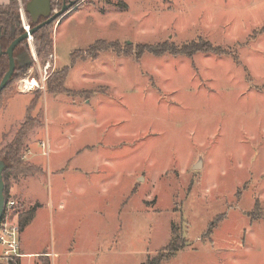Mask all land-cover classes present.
I'll list each match as a JSON object with an SVG mask.
<instances>
[{"label": "rangeland", "instance_id": "1", "mask_svg": "<svg viewBox=\"0 0 264 264\" xmlns=\"http://www.w3.org/2000/svg\"><path fill=\"white\" fill-rule=\"evenodd\" d=\"M51 25L49 50L25 41L30 64L0 93V150L32 99L23 162L36 131L50 137L34 144L42 176L4 183L6 215L18 221L22 190L64 213L89 204L67 264H144L173 230L182 248L160 264H264V99L250 95L264 90V0H78ZM28 75L38 87L19 92Z\"/></svg>", "mask_w": 264, "mask_h": 264}, {"label": "crops", "instance_id": "2", "mask_svg": "<svg viewBox=\"0 0 264 264\" xmlns=\"http://www.w3.org/2000/svg\"><path fill=\"white\" fill-rule=\"evenodd\" d=\"M9 3V0H0V5H6ZM23 5L20 2L21 6ZM262 76V77H261ZM258 76L261 84L264 85V75ZM262 78V79H261ZM251 91V101L252 97L256 98V96H260V98L264 99V90H260L258 94L256 92ZM257 99V98H256ZM250 101L247 102V107L249 106ZM26 112V110H25ZM37 131L34 133L32 141L28 142V146L26 148L27 153L25 158L32 165L36 166L39 171L33 175L27 176L23 179L24 184L32 182V179H35L39 176H42L44 173V169L41 163L38 162L39 156L44 155L47 151L42 150V154L39 152L37 148H35L34 144L36 143L38 146L40 145L41 149L47 148L49 150V135L46 134L45 141L37 140L38 135ZM254 134V133H253ZM252 134V135H253ZM251 135V136H252ZM41 142V143H40ZM78 153L80 151H77ZM69 163V162H68ZM67 163V164H68ZM63 169V168H61ZM56 170V171H60ZM21 205L19 210H26L34 205H36V210L34 212V216L32 220L22 229L20 230V253L21 257L19 258V264H28L34 261H37L38 264H41L42 260H46L49 264H67V256L69 253H75L80 249V245L83 243L84 238V229L85 223L84 219L86 216L90 214V205L86 204V202H74L73 206L70 208L71 202L68 204V209L64 213V209L62 204V200L52 199L47 203H41L38 200H35L34 197H27L25 192L22 190L19 193ZM58 200V201H57ZM26 204L28 208L23 205ZM83 216V218H78ZM55 218V228H57V233L61 234L60 240L58 243H51L49 248L43 247L42 245L45 240L46 232H48V228L51 229L53 225V219ZM90 218V217H89ZM75 219L82 220L80 225L77 227H73L71 224ZM101 222V221H100ZM72 230V231H71ZM71 231L69 235L67 232ZM59 238V235H58ZM46 248V249H45ZM63 255L65 257L64 261H58L59 257Z\"/></svg>", "mask_w": 264, "mask_h": 264}, {"label": "trees", "instance_id": "3", "mask_svg": "<svg viewBox=\"0 0 264 264\" xmlns=\"http://www.w3.org/2000/svg\"><path fill=\"white\" fill-rule=\"evenodd\" d=\"M27 1L28 0H23V2L25 3ZM71 1L77 2L78 0H71ZM61 2L62 0H60V3ZM51 6L52 8L56 6L53 0L51 2ZM27 18H28L30 26L31 27L35 26V24L31 22L28 14H27ZM43 20L44 18L41 17L39 19V22ZM17 21H18V1L17 0H9L8 4L0 5V26H1L0 47L2 50H5L7 46H9V44L12 42L14 36L11 35L10 30L12 26H15L16 28L15 32L17 31V27H16ZM261 31H264V28H262ZM51 33H52V25L50 23V24L44 25L43 27L38 29L33 34V38L35 39L36 46L37 48H39V50L40 49L47 50V48L50 47ZM106 46L107 44H105V47ZM108 47L109 46H107V48ZM201 49H206L208 51L212 50L211 47L206 45L203 48L202 46L201 48L196 47L193 49V51H197ZM90 50L91 49L89 48L87 52H90ZM96 50H99V48H96ZM214 51H217V50H214ZM174 52L175 53H185L187 51L181 50L179 52L177 51H174ZM7 69H8V56L6 54H1L0 55V81ZM17 71L18 70H16V72ZM64 76L65 74L57 78L58 81H60V83L63 81ZM49 85H51V82L49 83ZM59 85L60 86L57 88V92L61 91L62 85L61 84ZM34 100L33 99L30 100L28 107L26 108V112H25L26 113L25 121L22 123V125L18 129L14 138L0 150V160H2L5 163V168L2 172V179L5 184H6V181H8L10 178L17 180V178L21 176L23 177V176L33 175L39 171V169L36 166L29 164V163H24L21 158L22 152L25 148V141H26L27 135L33 128L34 124L36 123V119L30 115V111L34 108ZM5 192L6 191H4V195H5ZM35 210H36V205L30 207L27 210L19 211L18 224H19L20 230H22L32 220ZM182 245H181V238H180L179 233H177L176 230H173V238L171 239L170 243L163 249V251L159 252L156 256L149 258L144 264H160L161 261L166 259L171 254L177 253V251H179L182 248ZM44 264H49V262L46 261Z\"/></svg>", "mask_w": 264, "mask_h": 264}, {"label": "water", "instance_id": "4", "mask_svg": "<svg viewBox=\"0 0 264 264\" xmlns=\"http://www.w3.org/2000/svg\"><path fill=\"white\" fill-rule=\"evenodd\" d=\"M74 5H76V2L74 1H69L67 4L64 2L62 8L59 11L52 13L53 9L51 6V0H28L25 3V6H24L25 12L28 14L32 23H37L41 17L44 18V20L39 22L35 26L29 28L28 32H23L21 35L15 37L5 50H2L0 47V55L6 54L8 56V61H9L8 69L6 70V72L4 73L0 81V93L8 84L14 72V69L17 65V59L13 56V50L17 46V44L25 40L28 35L32 36L38 29H40L44 25L51 23L57 17L66 13L67 10H69ZM16 25L17 26L19 25V21L16 22ZM11 32L14 34L15 26H12ZM0 35H1V26H0ZM26 64H30V63L27 62L24 65ZM199 165L200 164L197 163L195 164L194 167L198 168ZM4 168H5V163L2 160H0V220L3 215L4 204H5L4 182L2 179V172Z\"/></svg>", "mask_w": 264, "mask_h": 264}, {"label": "built area", "instance_id": "5", "mask_svg": "<svg viewBox=\"0 0 264 264\" xmlns=\"http://www.w3.org/2000/svg\"><path fill=\"white\" fill-rule=\"evenodd\" d=\"M20 24L22 29L25 32H28L29 25L26 20L25 12L23 5L20 6L18 10ZM31 36H27V41L31 42ZM28 43V44H29ZM30 46H32L30 44ZM31 55L33 59H36V55L34 50L31 51ZM32 71V70H31ZM38 82L40 79H37L33 76H26L18 80L17 82V90L19 92L25 93L26 91H31L35 87H38ZM28 83H31L32 89L26 90ZM5 205L4 204V212L2 218L0 220V264H16L18 259L21 257L20 253V227L18 221L15 218H10L5 213ZM9 209V206H8Z\"/></svg>", "mask_w": 264, "mask_h": 264}, {"label": "flooded vegetation", "instance_id": "6", "mask_svg": "<svg viewBox=\"0 0 264 264\" xmlns=\"http://www.w3.org/2000/svg\"><path fill=\"white\" fill-rule=\"evenodd\" d=\"M24 8V7H23ZM24 12H25V9H24ZM26 14V19H27V22L28 21V18H27V13L25 12ZM18 21H19V26H16L17 27V31L15 32V34H13L12 32L11 35L14 36L13 39L19 35H21L23 32H25L23 29H22V26L20 24V19H19V14H18ZM39 23V20L37 23H34L35 25ZM29 25V28H31L30 24L28 23ZM16 29V28H15ZM11 31V30H10ZM18 32V33H17ZM33 36V35H32ZM25 41H27V38L21 42H19L17 44V46L14 48L13 50V56L17 59V65L14 69V72L16 69H22L24 68V64L28 62V58H27V54H28V51H27V45L25 43ZM8 47V46H7ZM8 66H9V61H8ZM13 72V73H14Z\"/></svg>", "mask_w": 264, "mask_h": 264}, {"label": "bare ground", "instance_id": "7", "mask_svg": "<svg viewBox=\"0 0 264 264\" xmlns=\"http://www.w3.org/2000/svg\"><path fill=\"white\" fill-rule=\"evenodd\" d=\"M34 85V84H33ZM31 83H28V85H27V89L26 90H28L29 88H30V86H33ZM26 92H28V91H26Z\"/></svg>", "mask_w": 264, "mask_h": 264}]
</instances>
